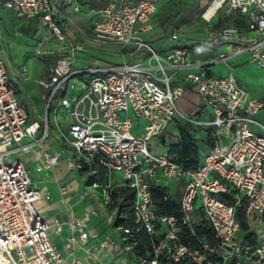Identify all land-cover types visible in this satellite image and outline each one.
I'll return each instance as SVG.
<instances>
[{
    "label": "built area",
    "instance_id": "built-area-1",
    "mask_svg": "<svg viewBox=\"0 0 264 264\" xmlns=\"http://www.w3.org/2000/svg\"><path fill=\"white\" fill-rule=\"evenodd\" d=\"M168 1L103 0L87 40L118 45L122 55L133 60L74 67L83 44L66 36L65 24L72 21L58 0H0L1 8L19 18L39 19L57 43L56 61L38 80L45 101L38 120H29L0 57V264H65L50 241L51 224L37 208L41 191L20 158L24 153L37 156L38 170L63 166L92 175L88 185L101 188L103 204L110 201L114 174L119 186L132 188V217L127 225L117 226L121 244L110 243L128 251L137 264H264V236L260 227L250 230L251 220H264V123L254 118L264 111V95L251 94L235 78L233 67L224 75L209 70L211 64L248 52L249 60L264 71V0H209L205 20L246 21L245 29L222 24L206 38L213 48L225 47L209 62H192L183 45L160 54L145 39L154 28L158 7ZM79 10L75 4L73 11ZM245 33L251 36L245 38ZM181 70H186L182 80L171 84ZM73 76L82 79L84 88L69 99L67 83ZM187 90L201 103L193 115L177 106ZM61 107L68 117L63 123L67 133L57 120ZM175 120L210 134L212 144L195 169L177 162L168 147L153 150L152 140ZM51 139L57 146L44 147ZM100 172L107 183L99 182ZM151 186L164 189L165 199L180 187L178 215L159 213ZM68 225L86 241L84 219L74 217ZM53 227L59 233L62 223L55 221ZM139 230L152 240L150 257L133 250ZM74 241L71 236L66 243ZM69 264L84 263L72 257Z\"/></svg>",
    "mask_w": 264,
    "mask_h": 264
},
{
    "label": "rangeland",
    "instance_id": "rangeland-1",
    "mask_svg": "<svg viewBox=\"0 0 264 264\" xmlns=\"http://www.w3.org/2000/svg\"><path fill=\"white\" fill-rule=\"evenodd\" d=\"M208 2L209 0H171L164 2L155 15L156 28L153 33L156 32V36L159 38L149 40L147 37L152 38L151 33L146 37V40L157 52L162 49H170L172 46L183 45L189 50L193 61H203L216 57L219 52L225 50V47L222 46L216 49L203 42L204 38L211 35L213 30L219 27V24L211 26L202 16ZM87 33V35H90V31H87ZM83 42L85 48L77 52L74 61L75 67H85L93 64H117L125 59L128 61L133 60L131 55H122V48L118 45H95L86 39ZM55 44L54 37L47 29L40 26L36 20L19 18L12 10L0 7V57L7 56L8 65L14 71V75L19 77L30 76L27 82H33L38 75L44 76L57 59V54L54 52L57 47ZM230 64L234 66V76L251 94L260 95L264 93V71L258 68L255 63L239 57L233 61L230 60ZM23 67L25 72H23ZM224 67L225 65L222 63H215L209 66V69L218 72L222 71ZM22 73H25V75ZM171 84H174L173 80ZM19 86L18 91L23 98L29 118L31 120L36 119L38 111L32 107V98L40 100L41 93H30L28 88L23 86L21 82ZM82 88H84L82 79L79 76H73L67 83V97L69 99L73 98ZM42 103L40 100V105ZM200 105L199 99L191 91H188L177 102L178 108L188 115H193ZM254 118L264 123V111L259 112ZM64 119L68 120V117L66 116V110L61 107L57 114V120L61 130L67 133V128L63 125ZM187 129L196 141L197 157L201 161L208 149L205 141L206 131L204 128L189 124ZM162 140H166L167 145L176 141L177 128L169 126L167 131H163L155 137V140H152L153 150L166 149L167 146L162 144ZM79 174L84 178L85 183H88V180L93 177L92 175ZM120 182L119 176L114 174L111 177L110 187L108 188L110 197L108 204L102 203L101 188L94 189L97 198L90 196L92 206L97 209L99 224L105 227H116L119 224L112 192L118 191ZM179 193L180 187L177 186L174 195L179 196ZM258 227H260V236H264V220L259 223L251 220L250 230L258 229Z\"/></svg>",
    "mask_w": 264,
    "mask_h": 264
},
{
    "label": "crops",
    "instance_id": "crops-1",
    "mask_svg": "<svg viewBox=\"0 0 264 264\" xmlns=\"http://www.w3.org/2000/svg\"><path fill=\"white\" fill-rule=\"evenodd\" d=\"M58 3L61 4L72 21L71 23L65 24L64 32L66 36L74 42H81L84 50L85 45L83 40H87V31H91V21L95 15L96 9L103 4V0H69L66 2L58 0ZM75 4L79 5V12L73 11V6ZM160 6H162V4ZM155 19L156 16H154V28L145 34V39L148 38L149 40H154L159 38L156 36V32L153 33L156 28ZM33 20H36L40 26L44 27L39 19L33 18ZM205 21L209 22L211 26L219 24L218 26L220 27L222 24H228L238 25L242 29H245L246 24L245 19L238 17H230L225 22L221 21L219 18ZM151 33L153 35L152 38L147 37ZM250 36V33L244 34L245 38H249ZM206 38L203 39V42H206ZM174 47L177 46H172L170 49H162L158 53H165ZM214 57L203 61H193L190 55V60L192 62H209L212 61ZM239 57L243 60L250 61L249 53L243 52L230 57L226 62H218V64L222 63L225 65L222 71L214 72L212 69L209 70L215 74L224 75L229 71V67L234 68V66L230 64V60L233 61ZM2 58L5 59L8 65L6 59L7 56ZM8 68L10 75L15 82L17 94L22 101L23 98L18 91V89H20V82L23 86L28 88L30 93L36 94L37 92H40V96L42 95L44 91L39 86L38 80L42 79L46 74L44 76H36L33 82H27L30 76L19 77L14 75V71L10 69L9 65ZM185 72L186 70H181L177 74L176 78L173 80L174 84L182 80V75ZM22 74L25 75V73ZM188 91L191 90H187V92ZM262 95H264V93L258 96ZM40 100L43 102L41 105ZM40 100L35 99L34 97L32 98V107L34 110H37L38 113L36 119L32 120L29 118L28 114L30 121L38 120L39 117L44 114L45 101L42 97H40ZM56 146V141H53L52 139L47 141L44 145V147L49 148H55ZM20 158L24 161L29 170V176L32 183L39 187L41 191V198L37 201L36 205L44 219L51 224L49 231L50 241L64 258L65 264H69L72 257L81 260L84 264H137L128 251L118 250L110 243V241H114L121 244L120 231H118L117 226L105 227L104 225L99 224L97 209L92 206L90 199V196L97 198V195L94 192V189L89 187L88 183L84 182V178L78 172L68 171L63 166H57L47 170H38L36 168L37 156L32 153H24ZM74 217L82 218L85 221L86 229L89 234L85 242H81L76 233L73 232L68 225V221ZM55 221L62 223V229L59 233L54 231L53 225ZM71 236L75 237V241L67 244L66 240ZM103 241H107V243L103 244Z\"/></svg>",
    "mask_w": 264,
    "mask_h": 264
},
{
    "label": "trees",
    "instance_id": "trees-1",
    "mask_svg": "<svg viewBox=\"0 0 264 264\" xmlns=\"http://www.w3.org/2000/svg\"><path fill=\"white\" fill-rule=\"evenodd\" d=\"M180 120H175L170 126L177 128V140L171 142L167 145L166 140H162V144L166 145L169 150L176 153V161L183 164L189 169H195L202 162L198 160L196 141L193 135L187 129V123H183ZM169 128V127H168ZM167 131V130H166ZM206 143L208 147L212 144V139L209 132L206 130ZM82 173V172H80ZM84 174V173H82ZM99 182L104 184L107 183V176L103 173H99ZM151 193L156 201L159 213L167 215H178L179 213V196H173L170 198H164V189L159 186H151ZM112 198L115 199V210L119 217L120 225H127L128 221L132 217V203L134 198V190L128 186L122 185L118 187V191L112 192ZM236 217L240 219L242 226L245 227V224L242 220V214L237 212ZM184 239V237H183ZM133 250L138 254L144 256H152L153 247L152 240L144 230H139L134 233V238L132 240ZM155 244L159 242V239L154 238ZM183 264H188L184 262Z\"/></svg>",
    "mask_w": 264,
    "mask_h": 264
},
{
    "label": "bare ground",
    "instance_id": "bare-ground-1",
    "mask_svg": "<svg viewBox=\"0 0 264 264\" xmlns=\"http://www.w3.org/2000/svg\"><path fill=\"white\" fill-rule=\"evenodd\" d=\"M213 9H214V5H212L205 13H204V16L206 18H209L211 13L213 12Z\"/></svg>",
    "mask_w": 264,
    "mask_h": 264
},
{
    "label": "water",
    "instance_id": "water-1",
    "mask_svg": "<svg viewBox=\"0 0 264 264\" xmlns=\"http://www.w3.org/2000/svg\"><path fill=\"white\" fill-rule=\"evenodd\" d=\"M64 126H66V123L64 124Z\"/></svg>",
    "mask_w": 264,
    "mask_h": 264
}]
</instances>
